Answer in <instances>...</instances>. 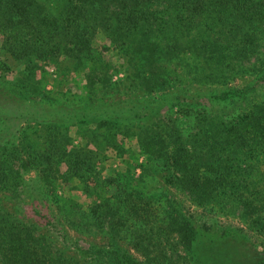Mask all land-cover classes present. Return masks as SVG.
<instances>
[{
	"label": "trees",
	"instance_id": "1",
	"mask_svg": "<svg viewBox=\"0 0 264 264\" xmlns=\"http://www.w3.org/2000/svg\"><path fill=\"white\" fill-rule=\"evenodd\" d=\"M110 50L126 59L131 95L161 99L107 101L117 85ZM0 56L23 66L13 81L0 76V264H142L132 251L150 245L171 254L180 246L192 264H264V251L253 257L200 233L165 186L204 207H264V0H0ZM61 59L82 67L85 94L61 92L29 115L32 92L50 98L38 62ZM24 113L27 123L9 125ZM70 125L103 129L120 153L134 138L138 177L132 162L106 171L105 156L74 145ZM73 185L87 205L61 195ZM24 199L64 204V221L51 214L42 223L5 204Z\"/></svg>",
	"mask_w": 264,
	"mask_h": 264
},
{
	"label": "rangeland",
	"instance_id": "2",
	"mask_svg": "<svg viewBox=\"0 0 264 264\" xmlns=\"http://www.w3.org/2000/svg\"><path fill=\"white\" fill-rule=\"evenodd\" d=\"M95 45L99 47L100 49L104 47L105 45L108 46L105 39L100 36L97 37ZM105 58L106 61L111 65V75H112V81L115 82L117 85L110 89L108 93H106L105 99L114 104H120L121 101H126L125 107L132 108L136 106L138 103H133L134 105H131V101L134 100V98L140 101L145 100H156L161 99L157 98L156 95H150V96H144V95H131V92L127 91L126 82L123 81L125 79L126 73L128 72L126 67H128L126 63V59L124 58V55L122 52L118 51H106L105 52ZM38 62V61H36ZM88 63V60L85 61V64ZM42 68H44L47 72V74L42 76V74L38 75V78L36 80L40 82V89H45L48 91L49 99H44L42 94L40 95V92H32L31 96H29L30 101V108H29V115H39L40 112L38 109H36V104L38 102L43 103H49L50 99H52L54 96H60L61 92H71L74 94H85V77L83 75L82 67L75 61L72 60H64L61 59L59 62L54 63H46L45 61L38 62ZM59 65V66H58ZM23 66L18 65L12 57H8L6 60H3L0 56V76H4L8 80H14L17 79L20 75V71ZM78 68L79 70L76 71L75 75L73 77H69L65 73V68ZM51 78H57L59 81V86L55 87L53 85V81L51 82L49 79ZM39 79V80H38ZM237 82L238 85H241L245 83V80L243 79V82ZM58 83V82H55ZM160 93V92H159ZM158 94V93H156ZM99 97H103V93H97L96 94ZM120 101V102H119ZM33 102V103H32ZM46 104V105H47ZM125 104V103H124ZM57 106H60L58 104H54ZM123 106V105H121ZM116 107V106H114ZM143 107V106H142ZM239 109V108H238ZM118 110V109H117ZM122 110V109H121ZM120 110V111H121ZM119 111V112H120ZM45 113V112H44ZM62 112L61 110L58 111H52L51 116H58ZM21 118H18L15 120V122H11L9 125H23L27 123L28 119L26 120V117L28 115L26 113L23 114ZM25 117V118H23ZM181 120L179 119L178 123L180 126ZM8 123V121H7ZM186 124L183 123V126L185 128ZM68 132L70 135V139H74L73 143L76 147H83L88 146L89 149H94L97 151L101 157H106L107 159L103 162L104 168L107 170H110L111 168H115L120 171H124L125 168L128 166L129 162H132L134 158H131V151H135L136 149V140L129 139L125 143H123L124 148L126 147L129 149L126 153H120L119 149V143L118 138L113 143L109 141L108 139H105L104 136V130L96 128L94 125L92 126H83L78 127L76 125H70L68 128ZM115 140V138H114ZM107 141L113 144H109ZM122 147V146H121ZM142 159L140 158V161ZM135 165L137 163L132 162L129 166L131 172L130 175L138 177V174H140L141 169L139 167L136 168V175L133 172ZM105 171V170H104ZM105 171V172H106ZM150 171L146 172V175L144 176L148 183L151 185L154 183L153 177L149 174ZM163 173H167V170H163ZM33 177V175H31ZM77 186V185H76ZM170 192V195L178 202V205L186 214L187 217L191 219V221L196 225L197 229L200 233H203L204 235L215 238L218 237L219 239L223 240L221 244L227 245H237L240 246L242 249H249L250 254L254 257L256 254L255 251L263 252L264 251V207H261L259 205L260 202H255V204H251L253 207L242 210V209H232V210H220L218 207L213 206H201L196 203L191 202L185 195L181 193V191H177L171 184L165 185ZM74 185L71 188L66 187L65 191L61 190V195L65 196L66 198L70 197L75 202L78 201L82 205H87L86 203L89 202V199H87L85 196L80 194L75 188H73ZM264 195V194H262ZM264 198V196H263ZM6 202V201H5ZM7 207L10 208V206H13L14 209L18 210V213L21 215L26 216H32L37 219H39L42 223H46L47 220L50 219L49 215H57V217L62 220L63 212L65 210L64 204H56L55 201H52L49 203L47 202H41L40 199H35V201H29L27 199L18 201V203L10 202L5 203ZM67 208H72L75 210V206L72 205L70 207L69 203H67ZM12 209V208H10ZM48 216V218L43 217V214ZM56 217V218H57ZM65 217V216H63ZM58 220V222L61 223V221ZM66 219H70L67 218ZM68 225L70 220H66ZM51 227H62V225H56L54 224V221L51 220ZM75 236H78L76 233ZM90 244L97 245L100 248L102 247H108V242L105 240H96L94 238H90ZM83 243V242H81ZM148 243V242H147ZM72 246L70 249L71 253H73L75 256H77V245ZM151 250L146 254L145 250H136L132 251L135 260L139 261L142 264H192V260L190 257L186 256L185 251L179 246L177 249V253L171 254V250L165 247V250L167 253H160V250L158 246H152L150 245ZM124 249H129L125 245L123 247ZM162 248V247H161ZM141 251V252H140ZM149 257L154 259L153 261L149 260ZM156 257V258H154ZM130 264V263H129Z\"/></svg>",
	"mask_w": 264,
	"mask_h": 264
}]
</instances>
